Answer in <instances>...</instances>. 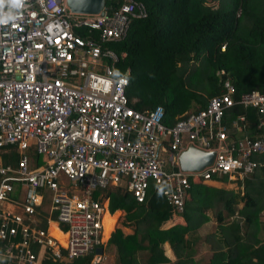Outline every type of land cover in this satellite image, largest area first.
Instances as JSON below:
<instances>
[{"label":"built area","instance_id":"built-area-1","mask_svg":"<svg viewBox=\"0 0 264 264\" xmlns=\"http://www.w3.org/2000/svg\"><path fill=\"white\" fill-rule=\"evenodd\" d=\"M145 16L136 0L95 14L71 12L65 0H0V21H7L0 23V148L17 152L15 163L0 164V264H41L44 253L52 262L88 254L99 261L110 187L139 203L149 183L158 185L171 211L182 213L191 183L242 180L264 167V89L234 99L223 80V92L172 125L163 123L161 106L132 108L128 69L116 74L125 53L107 43ZM233 105L256 110L255 134H234L246 129L245 113L229 120L228 132L221 119ZM189 146L213 150L211 162L181 169ZM46 195L63 243L48 230L49 217L46 227L36 225Z\"/></svg>","mask_w":264,"mask_h":264},{"label":"trees","instance_id":"trees-1","mask_svg":"<svg viewBox=\"0 0 264 264\" xmlns=\"http://www.w3.org/2000/svg\"><path fill=\"white\" fill-rule=\"evenodd\" d=\"M136 1L144 4L146 16L131 18L124 37L107 43L117 54L125 53L116 74L128 69L126 95L135 99L130 102L132 108L141 111L161 106L163 123L172 125L178 114L202 109L210 97L223 92V80L233 85L234 99L242 92L264 89V0ZM118 4L119 0H105L104 5L109 9ZM75 31L85 36L83 30ZM242 113L246 114L247 127L234 134L255 131L256 110L233 105L224 110L221 119L228 132L233 130L229 120ZM0 153L3 163H13L12 151L3 153L0 149ZM248 176L243 179L246 187L238 209L243 219L219 225L217 233L206 236L204 242L212 251L207 259H200L203 261H194L193 252L185 250L191 240L184 238L190 228L189 213L184 209L185 225L160 228L171 214L160 186L149 183L146 197L139 203L125 188L106 190L109 212L124 210L122 224L133 226L131 234H123L119 228L110 233L105 246L113 250L112 264H264V215H260L264 209V167ZM219 180L227 179L222 176ZM251 181L258 182L250 186ZM191 186L189 194L193 199L196 195L194 204L207 207L208 196L215 191L200 184ZM219 200L227 214L234 211L223 197ZM38 215L41 220L37 226L45 227L46 212L40 210ZM221 219L217 215V222ZM164 242L175 256L171 263L163 254ZM91 257L55 262L43 259L42 264H91Z\"/></svg>","mask_w":264,"mask_h":264},{"label":"crops","instance_id":"crops-1","mask_svg":"<svg viewBox=\"0 0 264 264\" xmlns=\"http://www.w3.org/2000/svg\"><path fill=\"white\" fill-rule=\"evenodd\" d=\"M253 134H255V131L252 132L250 136ZM0 149H1V152L3 153L12 151V154L15 158L13 163H15L16 158H17V152L14 147H8V149L6 148H0ZM13 163H3L2 157L0 156V164H13ZM245 177L249 179L251 176L247 175ZM219 179L220 178H215V179L213 178L208 181H195L191 183V185H194V184L204 185L208 188L213 189V191H215V192H212L211 194L209 193L210 195L208 196L209 198H208L207 207L199 206L198 208L194 204V200H196V195L193 196L195 197V199H193L192 196L189 194L190 189H192L191 185L188 190L187 196L185 198L184 211L189 213L188 215L190 218L189 219L190 228L188 232L184 234V238L187 239V236H188L189 239L191 240L189 243V246L185 248V250H189L193 252L191 258L194 259V261L200 260V259L205 260L209 257L210 251H212V247L210 248L209 245L204 242L208 234L215 233L216 232L215 230L218 228L219 225L224 226V225H228L232 221H235V220L238 221V219H243V217H241V215L239 214L238 209H240L243 204V199L241 197L246 187L245 181H243L244 177L242 180H228L227 179V181H222ZM256 182L258 181H251V183L249 182V184L250 186H252ZM114 188L115 187H110L107 190H111ZM198 190L200 191V189ZM216 190H221L223 191V193H217ZM103 192L105 193V191ZM100 193L101 191H98L97 195H99ZM104 196L107 197L106 195ZM221 196L223 197L224 201H227V203L233 207L234 211L232 213L227 214L226 211L224 210L225 208L220 205L219 199L222 198ZM105 204H106L105 205L106 208H105V214L103 216L104 243L101 245L102 253L100 254L101 258L99 259V261L101 262V264H107L108 262H111L110 264H112L113 259H114L113 250L107 249L105 246L106 241L108 237L110 236V233L115 228H119L123 234H131L133 231V226L131 224H125V225L122 224V222L124 221V216H125L124 210L116 209L113 212H109L108 206H107L108 197L106 198ZM48 206H49V200H48V196L46 195L44 196L42 200V206H41V209L39 210L46 212V217L47 218L49 217L50 221H52L49 223L48 230H50L51 233L54 234L60 240V242L63 243L65 235L60 229L62 225H60L61 226L60 227L59 225L54 224L55 214L54 212L49 213ZM217 215H220L222 217V219L220 220L221 222H217L216 220ZM260 215H264V209L260 211ZM37 217L38 219L36 221V225L41 220V216L37 215ZM45 222H46L45 224V227H46L47 221ZM176 224L185 225L186 222L184 218L182 217L181 213H174L171 211L169 218L166 219L161 224L160 228L166 229ZM33 249L34 251H37V248L34 247ZM162 249H163L164 256L168 258L169 263L173 262L175 259V256L169 244L164 242L162 244ZM43 259H48L47 253H44V256L40 259L41 264L43 262ZM203 260H200V261H203ZM99 261L95 263H92L91 261V264H98Z\"/></svg>","mask_w":264,"mask_h":264},{"label":"water","instance_id":"water-1","mask_svg":"<svg viewBox=\"0 0 264 264\" xmlns=\"http://www.w3.org/2000/svg\"><path fill=\"white\" fill-rule=\"evenodd\" d=\"M66 7L71 12L83 14H95L101 10L105 0H65ZM214 151H203L189 146L179 156L180 167L183 170H200L212 160ZM95 253L101 254L102 248L97 247Z\"/></svg>","mask_w":264,"mask_h":264},{"label":"rangeland","instance_id":"rangeland-1","mask_svg":"<svg viewBox=\"0 0 264 264\" xmlns=\"http://www.w3.org/2000/svg\"><path fill=\"white\" fill-rule=\"evenodd\" d=\"M207 4H208V5H212L210 2H207ZM214 4L217 5L216 2H214ZM193 107H195V106H193ZM193 107H192V108H193ZM191 110H193V109H191ZM6 149H8V147H6ZM0 156H1V153H0ZM1 157H2V156H1ZM222 181H224V180H222ZM226 181H227V180H226ZM104 250H105V249H104ZM105 251H106V250H105ZM110 263H111V262H108L107 264H110ZM98 264H101V262L99 261Z\"/></svg>","mask_w":264,"mask_h":264},{"label":"clouds","instance_id":"clouds-1","mask_svg":"<svg viewBox=\"0 0 264 264\" xmlns=\"http://www.w3.org/2000/svg\"><path fill=\"white\" fill-rule=\"evenodd\" d=\"M5 22H7V21H0V23H5Z\"/></svg>","mask_w":264,"mask_h":264}]
</instances>
